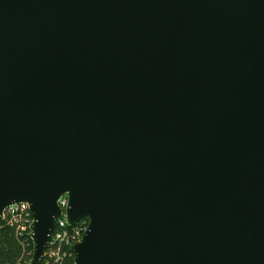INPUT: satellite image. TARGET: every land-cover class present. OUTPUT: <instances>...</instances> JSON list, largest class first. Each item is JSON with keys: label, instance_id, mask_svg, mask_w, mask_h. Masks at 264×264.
<instances>
[{"label": "water", "instance_id": "1", "mask_svg": "<svg viewBox=\"0 0 264 264\" xmlns=\"http://www.w3.org/2000/svg\"><path fill=\"white\" fill-rule=\"evenodd\" d=\"M264 264V0H0V215L40 264Z\"/></svg>", "mask_w": 264, "mask_h": 264}, {"label": "built area", "instance_id": "2", "mask_svg": "<svg viewBox=\"0 0 264 264\" xmlns=\"http://www.w3.org/2000/svg\"><path fill=\"white\" fill-rule=\"evenodd\" d=\"M58 198L60 215L55 221L50 242L44 251L45 254L40 264H74V254L69 250V247L81 240L88 223V219L84 217L77 224L70 225L66 215L69 197L62 194ZM33 221L34 218L26 202L8 205L0 215V229L5 226L12 228L13 235L20 247L21 254L17 264L30 263L33 254V243L30 234Z\"/></svg>", "mask_w": 264, "mask_h": 264}, {"label": "trees", "instance_id": "3", "mask_svg": "<svg viewBox=\"0 0 264 264\" xmlns=\"http://www.w3.org/2000/svg\"><path fill=\"white\" fill-rule=\"evenodd\" d=\"M20 254V247L12 228L2 227L0 229V264H17Z\"/></svg>", "mask_w": 264, "mask_h": 264}]
</instances>
